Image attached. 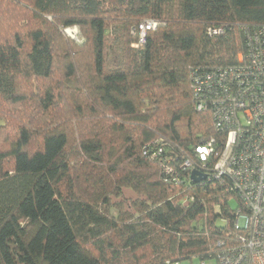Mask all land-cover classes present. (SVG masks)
<instances>
[{
    "label": "trees",
    "instance_id": "trees-1",
    "mask_svg": "<svg viewBox=\"0 0 264 264\" xmlns=\"http://www.w3.org/2000/svg\"><path fill=\"white\" fill-rule=\"evenodd\" d=\"M260 25L264 0H0V264L192 263L235 245L230 181L195 158L224 136L191 70L235 64Z\"/></svg>",
    "mask_w": 264,
    "mask_h": 264
},
{
    "label": "built area",
    "instance_id": "built-area-1",
    "mask_svg": "<svg viewBox=\"0 0 264 264\" xmlns=\"http://www.w3.org/2000/svg\"><path fill=\"white\" fill-rule=\"evenodd\" d=\"M156 26L153 20L145 21L141 39ZM242 30L246 49L235 64L191 70L196 109L211 112L224 136L220 151L213 137L195 147V158L204 166L213 162L211 178L230 181L239 203L235 228L241 232L235 245L201 264H264V25ZM192 165L187 160L182 169Z\"/></svg>",
    "mask_w": 264,
    "mask_h": 264
},
{
    "label": "rangeland",
    "instance_id": "rangeland-1",
    "mask_svg": "<svg viewBox=\"0 0 264 264\" xmlns=\"http://www.w3.org/2000/svg\"><path fill=\"white\" fill-rule=\"evenodd\" d=\"M65 33H66L68 36H70V37H72V38H74V39H76V40L78 39V38H77V29H74V28H68V29L65 30ZM137 197H138V195H137L136 193H134L132 190H130V189H125V190H124L123 198H122V199H115V201L123 200L124 203H125V205H126V203H127V205H128V206H127L128 209L132 210V208H131V206H130V203H131L134 199H136ZM231 205H232L233 208H236V207H237V202H236V201H232V202H231ZM114 213L116 214L117 212L114 211ZM183 264H201V262H200V260H198V259H194L192 263L185 262V263H183ZM208 264H213V263H212V262H208Z\"/></svg>",
    "mask_w": 264,
    "mask_h": 264
},
{
    "label": "water",
    "instance_id": "water-1",
    "mask_svg": "<svg viewBox=\"0 0 264 264\" xmlns=\"http://www.w3.org/2000/svg\"><path fill=\"white\" fill-rule=\"evenodd\" d=\"M192 178L196 179V181H200V180L206 178V175L203 173H200L199 171L194 170L192 172Z\"/></svg>",
    "mask_w": 264,
    "mask_h": 264
}]
</instances>
